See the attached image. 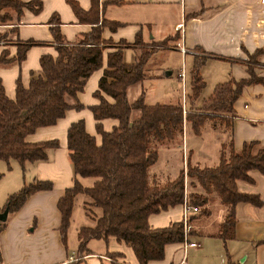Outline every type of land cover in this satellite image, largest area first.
<instances>
[{
	"label": "trees",
	"instance_id": "obj_1",
	"mask_svg": "<svg viewBox=\"0 0 264 264\" xmlns=\"http://www.w3.org/2000/svg\"><path fill=\"white\" fill-rule=\"evenodd\" d=\"M122 1L105 3L119 4ZM91 2L90 9L85 11L69 1L78 20L91 25V30L76 43H68L63 38L58 19L52 17L51 21L55 22H51V31L57 56L41 55V73L32 75L27 87L17 79L14 99L6 96L0 80V160H16L23 167L25 162L46 160V150L58 146L56 140L29 143L25 138L38 127L53 125L63 117L70 107L66 97L75 98L77 92L82 91L86 79L103 64V44L106 41L102 38V29H115L119 23L100 18L99 0ZM41 5L38 0H0V24L12 21V13L19 17L23 7L36 12ZM14 28L11 31L14 32ZM4 37L5 33L0 34V39ZM168 40L170 38L160 44ZM38 44L41 43L34 40L19 41L16 56L7 58V52L3 51L0 64L21 62L29 47ZM153 51L143 49L132 64L123 62L122 46L106 54V67L95 92L99 104L92 106L91 110L96 120L113 118L118 120V125L111 131H104L97 123V132L102 137L100 145H97L93 135L85 131L82 120L68 128L67 156L73 167L74 184L65 190L57 206L61 213L60 231L64 241L75 201L78 196L86 197L82 207L91 224L80 227L77 232L79 257L88 253L86 245L90 239L106 240L113 236L131 246L139 264L163 259L165 246L182 240L181 220L167 227L151 228L148 216L181 204L184 195L191 206L197 207V212L189 216V221L208 215L210 202L217 201L223 208L222 219L215 231L206 234L222 241L233 238L234 207L237 203L254 206L264 203L258 194L244 192L237 185L240 181L251 183L250 173L253 171L264 180V145L257 141L244 142L240 149L235 150L227 140L222 144L218 161L213 166L191 163L186 152L184 158L181 155V162L184 163L176 168L174 174L162 179L154 172L160 148L182 145L183 129L186 127L195 136L200 134L205 122L210 123V128L217 129L215 122L219 121L218 128L229 129L231 105L242 85L255 81L264 86V79L252 76L246 81L217 83L197 108L190 107L185 111L179 101L146 104L144 91L130 103L127 89L143 81L145 65ZM253 57L250 56V59ZM201 61L197 59L189 71L190 106L204 86L198 73ZM101 92L111 97L113 102H109ZM80 106L77 103L75 107ZM133 110L139 111V115L131 120ZM87 177L95 179L91 186H84L79 181V178ZM50 188L51 183L47 181L26 184L7 198L2 210L7 208L8 212H13L32 193ZM2 223L0 221V225ZM80 259L68 264H79ZM226 263L231 264L228 255Z\"/></svg>",
	"mask_w": 264,
	"mask_h": 264
},
{
	"label": "crops",
	"instance_id": "obj_2",
	"mask_svg": "<svg viewBox=\"0 0 264 264\" xmlns=\"http://www.w3.org/2000/svg\"><path fill=\"white\" fill-rule=\"evenodd\" d=\"M38 1L42 4L38 11L23 7L19 17L12 13V21L0 24V34L5 33L4 38L9 39V42L5 43H1L4 38L0 39V54L6 51L7 58L16 56L19 41L34 40L41 43L29 47L21 62L0 64V80L9 99L15 98L17 79L27 87L31 76L41 73L39 62L41 55L57 56L56 42L51 31V22H55L51 21L53 16L58 19L59 31L68 43L78 42L91 30L90 24L78 20L69 3L73 1L87 11L91 7V0ZM107 1L110 0H99V16L116 21L119 26L115 29L109 27L102 29V38L106 41L103 44L105 48L102 66L86 79L82 91L77 92L75 98L66 97L70 107L63 117L53 125L38 127L25 138L29 143L56 140L58 146L47 149V159L43 161L25 162L23 167L15 160H10L4 166L0 164L2 173L0 181L8 177L4 182H0V213L7 198L24 185L37 180L51 183L50 189L32 193L17 210L8 212L6 220L0 225V264H68L77 262L79 258H81L79 264H139L131 246L113 236L106 240L90 239L86 245L88 253L79 257L78 239L75 242L68 241L67 232L63 241L60 231L61 213L57 203L65 190L74 184L73 167L67 156L68 128L72 123L82 120L85 131L93 135L97 145H100L102 137L97 132V123L104 131H111L118 125V120L113 118L96 120L91 110L92 106L99 104L95 92L106 67L105 57L108 52L122 46L123 62L132 64L143 49H153L145 65V77L150 74L148 67L155 53L163 49L174 51L181 55L184 61L187 60L189 71L197 59L202 60L198 73L204 84L205 78H208L213 82V87L217 83L230 80L246 81L252 76L264 79V0H123L119 4H107L105 3ZM178 24H181L180 28L177 27ZM13 27L14 32L11 31ZM167 38H170L167 45L160 44ZM137 40L138 43L135 44ZM126 43L131 45H124ZM176 45L185 51L181 52ZM250 56H254L253 59H250ZM209 63L214 66L217 64L216 69L214 66L210 68ZM181 68L185 79V69ZM168 74L171 75V71H166L162 76L166 77ZM152 76L155 80L160 79L159 75ZM176 79H179L177 75ZM144 85V81H141L127 89L130 103L134 102L142 91L145 92V98L148 88ZM129 93L133 96L132 101L129 99ZM101 95L109 102H113L105 93L101 92ZM209 95L203 98L198 96L191 106L188 100V107L180 104L184 111L190 107L195 109L201 100ZM167 100L169 101L157 103L179 101L178 96ZM77 103L81 105L78 108L75 107ZM231 107L229 129L209 127L207 130L210 134H207L206 139L211 150L207 149L209 146L194 145L189 148L184 145L181 149L183 158L187 152L191 163L213 166L218 161L222 144L227 140L235 150L240 149L241 145L248 141H257L264 145V86L259 82L247 81L242 85ZM134 111L139 115V111ZM201 133L198 136H201ZM175 170L167 164L160 171H156L154 167V172L162 179L174 174ZM250 177L251 183L240 181L242 183L240 190L256 193L264 199L262 176L251 172ZM84 179L79 178L81 183L86 181L87 185L84 186L93 184L91 180ZM256 183L259 185L257 191L253 189ZM84 200L85 198L81 202ZM234 211L233 238L226 241L211 238L218 239L224 246L226 245L231 264H264V203L254 206L239 202L235 205ZM222 213L223 208L220 206V219ZM180 220V204L148 216L151 228L167 227ZM82 226L87 225L80 227ZM213 232L205 231V236ZM192 234L194 235L193 231L190 232L189 239L195 241ZM181 255L179 243L167 244L163 259L151 260L147 264H175ZM70 257L76 260L71 261Z\"/></svg>",
	"mask_w": 264,
	"mask_h": 264
},
{
	"label": "rangeland",
	"instance_id": "obj_3",
	"mask_svg": "<svg viewBox=\"0 0 264 264\" xmlns=\"http://www.w3.org/2000/svg\"><path fill=\"white\" fill-rule=\"evenodd\" d=\"M5 41L9 42V39L4 38L1 43H5ZM164 44L167 45V41ZM155 54L156 55L154 59L151 60L150 65L148 67V71L150 72V74H147L145 79L143 80L145 83V88H148L147 94L144 98V102L147 104H154L157 102H168V98L171 99V97L173 98L174 96H178V100L180 101V103L183 105L185 104V106L188 107L190 73L187 60L184 61L181 55H179L178 53H174V51L171 50L162 49L158 50ZM209 64L210 68L214 66L212 63ZM216 66H214L213 68L216 69ZM181 67H184L186 74L184 83L180 82L179 79H176V75L179 71L178 69H180ZM166 71H171L172 74H168V76L166 77L162 76L165 74ZM153 74L159 75L160 79L157 78L155 80L154 78H152ZM205 81L206 82L204 86L200 90L199 98L206 97L212 91L213 82L208 80V78H205ZM132 97V94L129 93L130 101H132ZM137 114L138 113L133 110L131 113V120H134L136 117H138ZM215 123L216 128L218 129L219 121H216ZM209 125L210 123L205 122L204 126L201 128L200 131L202 132L201 136L193 135L186 127L185 129H183L182 145H180L179 147L170 148L161 147L159 150L158 161L155 165L156 171H160V169L163 168L166 164L172 166L173 169L179 167L182 163L181 149L184 145L189 148L193 147L194 145L204 147L209 146L210 143L206 139L207 134H210L209 132H207L208 128L210 127ZM201 137H203L202 141ZM207 149L211 150V146L207 147ZM0 164L1 166H4L7 164V162L4 160H0ZM253 173L260 176L255 171H253ZM6 178L1 179L0 182H4L5 180H7ZM86 179L91 180L92 183L95 180L94 178L90 177H87L84 180ZM84 183L85 184L83 185H87L86 181ZM238 184V189H241L240 187L242 183L238 182ZM258 186V183H256V185L253 186V189L257 191ZM83 198L86 199V197L78 196L74 204L71 223L67 230L68 241L71 242H75V240H77L76 232L78 231L81 225L91 224L90 219L84 214V209L81 204ZM186 202L189 203L187 198ZM208 209L210 211L208 215H200L195 218L191 222L192 228L190 224V232L193 231L194 235L192 234V236H194L195 241L200 244V248H189L187 252H185L186 264H226V255H228L226 245L224 246V244L221 243V241L218 239L205 236V231H215L217 223L221 220L219 218L220 206L218 205L217 201H213L208 204Z\"/></svg>",
	"mask_w": 264,
	"mask_h": 264
},
{
	"label": "built area",
	"instance_id": "obj_4",
	"mask_svg": "<svg viewBox=\"0 0 264 264\" xmlns=\"http://www.w3.org/2000/svg\"><path fill=\"white\" fill-rule=\"evenodd\" d=\"M178 28L181 27V24L177 25ZM178 46V45H176ZM178 49L181 52H184L185 50L178 46ZM177 77L180 79L181 82H183L184 79V71L183 68H180L178 73H177ZM181 206V223H182V240L179 242V245L181 247L182 250V255L180 257V259L175 263V264H186L185 261V251L187 248H197L199 247L198 242L196 241H191L189 239L190 237V221H189V216L191 214H194L197 212V207L196 206H191L189 203L186 202V198L185 195L183 197V201L180 204ZM70 260H76V258L74 257H70Z\"/></svg>",
	"mask_w": 264,
	"mask_h": 264
},
{
	"label": "water",
	"instance_id": "obj_5",
	"mask_svg": "<svg viewBox=\"0 0 264 264\" xmlns=\"http://www.w3.org/2000/svg\"><path fill=\"white\" fill-rule=\"evenodd\" d=\"M8 214V209H4L1 213H0V221L4 222L6 220Z\"/></svg>",
	"mask_w": 264,
	"mask_h": 264
}]
</instances>
